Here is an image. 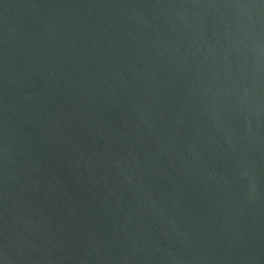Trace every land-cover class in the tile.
I'll return each instance as SVG.
<instances>
[{
	"label": "water",
	"instance_id": "95a60500",
	"mask_svg": "<svg viewBox=\"0 0 264 264\" xmlns=\"http://www.w3.org/2000/svg\"><path fill=\"white\" fill-rule=\"evenodd\" d=\"M0 264H264V0H0Z\"/></svg>",
	"mask_w": 264,
	"mask_h": 264
}]
</instances>
